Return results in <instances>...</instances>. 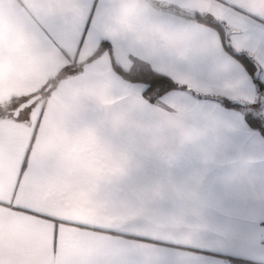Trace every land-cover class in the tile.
<instances>
[{"label":"crops","instance_id":"1","mask_svg":"<svg viewBox=\"0 0 264 264\" xmlns=\"http://www.w3.org/2000/svg\"><path fill=\"white\" fill-rule=\"evenodd\" d=\"M152 1L176 10H180L176 7L179 6L185 12L207 2L126 0L118 6L112 0H9L5 5L0 0V110L6 109L15 98L41 88L55 98L68 85L76 83L94 90L102 102H117L116 107L121 110L142 116L150 122L148 134L173 149L165 152L142 145L139 168L114 181L97 197L94 206H84L70 197L65 200L45 196L43 181L51 175L29 174L21 191L53 211L111 227L108 233L92 235L119 250L156 246L169 252L195 253L213 264H241L232 262L231 257L247 260L242 264H264V136L248 125L241 110L219 100L253 104L258 97L255 82L246 68L225 50L222 40L223 52L217 53L215 59L208 55L195 60L176 54L159 55L162 48L177 44L192 42L212 47L216 40L202 21L157 8ZM221 2L231 6L241 0ZM120 7L125 9L122 15ZM249 10L264 12V0H253ZM98 14L103 16L104 30L116 39L102 37L97 48L91 41L83 47L98 30ZM242 15L247 17L251 31L264 28V18L246 11ZM69 20H74L70 26L66 25ZM103 41L111 45L110 49L106 48L86 64L79 63L95 48L97 51ZM75 45L81 47L76 70L62 74L63 66L71 61L61 49L72 54ZM136 60L149 64L186 89L170 90L156 102L148 101L143 83L125 79L113 67L115 62L131 71ZM259 67V77L264 83V66ZM213 68L218 75L227 69L238 80L239 96L202 91L181 82L184 76L206 80ZM57 76L63 78L60 88L52 83ZM234 84L231 78L222 79L225 88H233ZM37 100L45 105V99ZM45 110L48 120L42 126L36 151L53 157L48 137L57 132L70 134L75 126L66 123L51 108ZM98 115L91 113L88 119L96 121ZM0 127L16 124L4 118L0 119ZM185 136L189 139L185 140ZM22 149V144L0 145V191H10L8 177L11 174L14 181ZM169 176L182 184L198 182L195 216L170 215L146 196L147 189ZM0 264L17 262L0 253ZM23 264H52V257H32Z\"/></svg>","mask_w":264,"mask_h":264},{"label":"snow or ice","instance_id":"2","mask_svg":"<svg viewBox=\"0 0 264 264\" xmlns=\"http://www.w3.org/2000/svg\"><path fill=\"white\" fill-rule=\"evenodd\" d=\"M253 0H241L227 6L221 0H207L202 7H196L191 15L200 14L203 25L214 33L216 45L212 47L198 43L177 44L175 47L162 48L161 54H176L186 60H195L201 56H212L222 53L221 37L214 30L216 21L225 25L223 37L237 52L247 51L264 66V28L251 31L247 27L248 19L242 12L264 18V12L250 11ZM182 12L184 8L176 6ZM99 15L98 30L90 37L96 48L102 37L116 39L103 28V16ZM69 20L66 25H71ZM212 26V27H210ZM95 50L85 60L88 63L99 53ZM70 63L63 66L61 72L72 73L76 70L81 50L75 45V53L69 54L68 49H61ZM228 77L235 81L233 88H225L222 79ZM182 83L196 87L202 91H213L225 95L239 96L240 85L228 70L218 75L214 68L206 80L198 81L191 76H184ZM145 89H155L162 85L150 79L144 81ZM34 95H47L43 88L36 93L15 98L6 109L0 110V119L14 121L16 127H0V145H23L19 154L18 166L15 168V179L9 174L10 191H0V253H6L17 264L32 257H52V264H213L195 253L169 252L153 246L148 249L119 250L113 245L102 243L93 237V233H108L111 227L99 223H90L74 215L53 211L48 205L31 199L21 191L22 182L32 175H53L61 168V162L51 156L36 151L42 126L48 120L45 106L40 100H32ZM31 100V103L29 101ZM21 105H24L21 107ZM63 241V244H62Z\"/></svg>","mask_w":264,"mask_h":264},{"label":"clouds","instance_id":"3","mask_svg":"<svg viewBox=\"0 0 264 264\" xmlns=\"http://www.w3.org/2000/svg\"><path fill=\"white\" fill-rule=\"evenodd\" d=\"M2 3L6 5L9 0ZM112 3L119 6L126 0H112ZM118 11L122 15L125 9L120 7ZM61 79L54 78L56 88H60ZM44 99L45 108H51L66 123L75 126L70 134L57 132L48 137L49 151L63 166L43 181L45 196L65 200L70 197L84 206H94L97 197L114 181L139 168L138 153L142 145L165 152L173 150L158 137L148 134L150 122L116 107L117 102H102L92 89L73 83L62 95L53 98L48 93ZM91 113L99 114L96 121L88 119ZM197 183L182 184L170 176L164 177L145 194L170 215L192 217L196 215Z\"/></svg>","mask_w":264,"mask_h":264},{"label":"trees","instance_id":"4","mask_svg":"<svg viewBox=\"0 0 264 264\" xmlns=\"http://www.w3.org/2000/svg\"><path fill=\"white\" fill-rule=\"evenodd\" d=\"M152 4L153 6L160 8V9L169 10V11H178L171 7L162 6L154 1H152ZM194 17L202 21L199 13H196ZM215 29L217 30V32L219 33L221 37L225 50L229 54L234 56L252 76L253 81L255 82L257 94H258L257 100L253 104H249L246 102L245 103L237 102V101L229 100L226 98H219V100L229 107L241 110L244 113V116H245V119L248 125L251 128L257 130L260 134L264 136V115L262 114V106L259 101V99L263 98L264 96V83L260 80V77L254 78V72L256 68L259 66V64L247 53L237 52L230 44L227 43V41L223 38L226 34V29H225V25L222 22L216 21ZM110 47L111 45L109 43H106L105 41H103L100 47L98 48L97 52L100 54L106 48L110 49ZM113 67L120 75H122L127 80L137 81V82H141L144 84V81L146 79H150L154 82L160 83L162 85L161 87H158L155 89H144V92H143L144 97L148 99V101L150 102H156L158 98H160L161 96H163L170 90L186 89L184 85H180L176 81H174L172 78H170L169 76L162 74L160 72H157L149 64L143 61L136 60L135 67L131 71L123 69L119 64L115 62L113 63ZM53 82H54V79L52 83ZM46 90L44 91L46 92ZM44 96L45 95H39V98L44 99ZM230 260L232 262L241 263V264L247 261L245 259L238 258V257H231Z\"/></svg>","mask_w":264,"mask_h":264},{"label":"water","instance_id":"5","mask_svg":"<svg viewBox=\"0 0 264 264\" xmlns=\"http://www.w3.org/2000/svg\"><path fill=\"white\" fill-rule=\"evenodd\" d=\"M182 15L188 16V17H194L195 15H191V12H182L181 10H178ZM260 75V67L258 66L254 72V78H258ZM39 96V95H38ZM38 96H34L32 97V100H37L39 97ZM237 102H242L245 103L243 101H237ZM29 103H31V100L29 101ZM24 105H21V107H23Z\"/></svg>","mask_w":264,"mask_h":264},{"label":"rangeland","instance_id":"6","mask_svg":"<svg viewBox=\"0 0 264 264\" xmlns=\"http://www.w3.org/2000/svg\"><path fill=\"white\" fill-rule=\"evenodd\" d=\"M259 101H260V103H261V106H263V105H264V96H263V98L259 99ZM262 114H263V112H262ZM263 115H264V114H263Z\"/></svg>","mask_w":264,"mask_h":264}]
</instances>
